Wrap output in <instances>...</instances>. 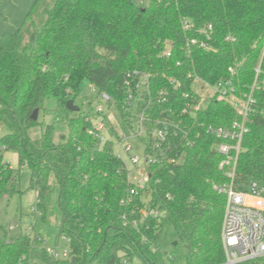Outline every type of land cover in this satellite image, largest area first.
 <instances>
[{
    "label": "trees",
    "instance_id": "1",
    "mask_svg": "<svg viewBox=\"0 0 264 264\" xmlns=\"http://www.w3.org/2000/svg\"><path fill=\"white\" fill-rule=\"evenodd\" d=\"M203 41L207 47L200 45ZM134 70L148 74L152 98L145 111L148 134L141 140L149 146L153 121L160 117L181 119L186 131L176 139L181 160L148 164L146 187L130 195L133 183L114 141L99 148L88 131L92 122L67 103L88 81L112 96L128 122L125 79ZM189 73L212 85L231 79L240 96L255 82L260 85L253 91L236 181L240 186L252 179L264 184V0H35L21 26L3 34L0 125L10 130L0 135V199L22 191L20 174L28 166L30 188L37 191L36 205L47 221L46 194L56 183L57 236L69 238L70 257L39 254L47 264L225 260L221 228L226 196L216 185L230 179L229 166H221L224 155L216 148L222 140L205 126L227 127L240 115L217 95L204 109L184 113L192 101L184 94L194 93ZM161 91L165 101L158 100ZM48 97L56 99L57 116L68 128L58 140L54 125L40 120ZM35 109L37 120L32 118ZM35 127L41 132L33 137ZM6 150L17 152V167L5 160ZM147 204L159 215L142 218ZM167 223L184 244L181 257L158 246ZM35 242L28 232L8 236L3 228L0 264H30Z\"/></svg>",
    "mask_w": 264,
    "mask_h": 264
},
{
    "label": "built area",
    "instance_id": "2",
    "mask_svg": "<svg viewBox=\"0 0 264 264\" xmlns=\"http://www.w3.org/2000/svg\"><path fill=\"white\" fill-rule=\"evenodd\" d=\"M200 45L207 47L204 41ZM170 54V51H168L167 55ZM231 70L233 71L232 68ZM189 77L193 79L194 93L192 95L189 93L184 94L185 97L192 100L185 106L184 113H195L206 106L202 104L204 97L197 89V84L201 82V91L204 90L205 85L211 86L214 89L212 97L217 95L221 99L229 100L240 115V119L233 121L227 127L212 124L205 126L207 132L222 140L216 145V148L224 155L221 166L224 164L229 166L228 176L230 179L223 184L216 185V189L226 196L221 228L225 260L218 264H264V184L260 180L252 179L244 186H240L236 181L237 160L242 148L243 137L248 132L247 119L255 103L253 91L260 85L255 82L249 93L240 96L236 94L231 79L222 80L212 85L197 75L194 76L189 73ZM125 84L127 86V96L123 111L127 115V123L133 126L136 123L137 135L141 139V137H146L148 134V118L145 116V111L152 100L149 76L144 72L134 70L127 73ZM261 86L264 88V80H262ZM92 88L94 92H97L100 101L92 112L89 111L84 114L92 122L88 130L89 133L97 138V146L102 148L110 140L105 136L106 106H116V104L109 93L98 89L95 85H92ZM158 98L159 101H165L166 93L161 91ZM153 124L154 127L149 135V146L142 141L145 146L144 159H141L138 155H131V144H124L119 141L118 147L114 143L115 153L123 160L128 179L133 183L130 188V195H135L139 190H144L146 187L149 179L148 164L157 162L162 164L165 162L178 163L183 154L179 143L176 142V139L186 131L182 126V120L160 117L154 120ZM122 153L128 154L129 161L124 159ZM31 211L34 214H40L36 204L32 206ZM159 213L160 210L151 208L147 204L142 210V218L148 215L158 216ZM134 225H136V222H134ZM15 228L16 225L13 223L8 226L6 229L8 236H10L9 231ZM33 230L34 226H30L26 231L21 230V232L31 233ZM33 238L37 239V242L43 241L42 237L35 236ZM62 238L67 239L69 242L68 237L62 236ZM43 254L55 259H67L70 257V247L65 248L58 245L56 247H46Z\"/></svg>",
    "mask_w": 264,
    "mask_h": 264
},
{
    "label": "rangeland",
    "instance_id": "3",
    "mask_svg": "<svg viewBox=\"0 0 264 264\" xmlns=\"http://www.w3.org/2000/svg\"><path fill=\"white\" fill-rule=\"evenodd\" d=\"M147 3L148 0H142ZM22 4V0H3L0 1V38L4 33H13L19 26H21L22 20L19 21L14 13V8L17 4ZM31 6L26 9L27 13L30 11L35 3L32 2ZM20 10V12H22ZM7 17V19H5ZM24 21V20H23ZM202 83L197 84V89L200 90L203 99V105H206L211 99L214 89L205 85L204 90L201 91ZM100 101L97 96V92L93 91L92 84L88 81L82 83L78 97L75 99V104L80 106L82 113L93 111L96 104ZM107 120H106V132L107 139L113 140L119 147V141L124 144H131V155H138L141 159H144L145 146L142 140L137 135L136 123L130 125L127 123L121 111L116 106H106ZM39 117V114H38ZM40 120H43L47 124L54 125V139L58 140L63 134L67 133L68 128L64 120L57 116L56 112V99L54 97H48L45 102V110L40 113ZM10 128L6 124L0 125V135L9 132ZM41 132L40 127H35L31 130L33 137L38 136ZM124 159L129 161V156L126 153H122ZM4 158L10 163L12 167L18 166V154L15 150H6L4 152ZM30 169L28 166H24L20 174V186L21 192L12 196H3L0 199V233L3 232V228L7 229L10 224H15L16 228L9 231L10 236H16L20 234L21 230L26 231L30 226H34V230L30 233L32 237H42L43 241L34 243V248L30 256V264H47L38 255L43 253L46 247H69V242L65 238L58 239V224L60 219L59 209L57 207V185L54 181L51 182L47 194L46 201L50 205V216L47 221L41 218L40 214H34L31 208L37 203V191L30 188ZM177 242V244H175ZM158 246L162 251L176 254L177 256H183L185 247L177 236V233L172 224L167 223L164 225L160 238L158 240ZM129 264H142V262L136 258Z\"/></svg>",
    "mask_w": 264,
    "mask_h": 264
},
{
    "label": "crops",
    "instance_id": "4",
    "mask_svg": "<svg viewBox=\"0 0 264 264\" xmlns=\"http://www.w3.org/2000/svg\"><path fill=\"white\" fill-rule=\"evenodd\" d=\"M32 2H34V0H22V4H17L16 5V7L13 9L14 10V13H15V15H16V17H17V19L19 20V21H21L22 20V22H23V20L25 19V17H26V15H27V11H26V9L28 8V6H31V4H33ZM23 9V11L22 12H20V10H22ZM5 19H7V17H5ZM22 24V23H21ZM20 27V26H19ZM18 29V28H17ZM13 32H15V31H13ZM3 36V35H2ZM1 36V37H2ZM1 39V38H0Z\"/></svg>",
    "mask_w": 264,
    "mask_h": 264
},
{
    "label": "water",
    "instance_id": "5",
    "mask_svg": "<svg viewBox=\"0 0 264 264\" xmlns=\"http://www.w3.org/2000/svg\"><path fill=\"white\" fill-rule=\"evenodd\" d=\"M67 108L72 110V111H75V112H80L81 111L80 106L75 104V100L74 99L69 100V102L67 103ZM38 114H39V109H35V111L32 114V118L34 120H37L38 119ZM175 244H177V242H175Z\"/></svg>",
    "mask_w": 264,
    "mask_h": 264
}]
</instances>
